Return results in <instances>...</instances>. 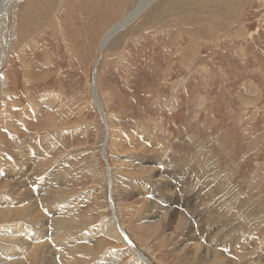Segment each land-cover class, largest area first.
Instances as JSON below:
<instances>
[{
  "label": "rangeland",
  "instance_id": "1",
  "mask_svg": "<svg viewBox=\"0 0 264 264\" xmlns=\"http://www.w3.org/2000/svg\"><path fill=\"white\" fill-rule=\"evenodd\" d=\"M26 1L0 17V212L22 208L27 191L45 198L51 189L43 201L53 206L23 228L16 211L0 213V232L12 235L0 240V261L20 246L2 264L31 256L62 264V241L78 251L73 264H138L141 253L147 264H264V0L229 1L226 18L205 0H153L101 51L105 33L140 0H34L33 29L17 40ZM18 179L25 190L13 186ZM111 193L128 244L80 237L113 223ZM163 193L184 203L174 208ZM16 231L29 243L17 246ZM41 232L47 238L36 239Z\"/></svg>",
  "mask_w": 264,
  "mask_h": 264
},
{
  "label": "bare ground",
  "instance_id": "2",
  "mask_svg": "<svg viewBox=\"0 0 264 264\" xmlns=\"http://www.w3.org/2000/svg\"><path fill=\"white\" fill-rule=\"evenodd\" d=\"M16 1H18V2H20L19 0H0V7H2V9L0 10V17L1 16H3L5 13V11H6V9L7 8H9L14 2H16ZM33 1L34 0H27L26 2H25V5L23 6V8H22V11H21V13L19 12V15H17V17H16V19H15V21H16V28H18V33H17V40H21V39H23V38H25L27 35H26V27L27 26H29V28L31 27V30L33 29V25H34V23L35 22H33L34 20H35V17H36V15L34 16V20H32V16L34 15V13H31V12H35L36 10H38V9H36L35 10V8H33V7H31L30 8V10H28V6H30L32 3H33ZM48 1V0H47ZM55 1V0H54ZM151 1H153V0H140L139 1V3L134 7V9L132 10V11H130L129 13H125L124 15H123V17L120 19V21L118 22V23H116V25H114L111 29H109L106 33H105V35L102 37V40H101V42H100V51L101 50H103L104 48H105V46H106V44L108 43V41H109V39L110 38H112L116 33H117V31H119L120 29H122V28H124L126 25H128L129 23H131L142 11H144V9H145V7H147L148 6V4L151 2ZM175 1V0H174ZM179 1V0H178ZM186 1H188V0H186ZM190 1V0H189ZM193 1V0H192ZM215 1H217V3H219L217 6H215L214 5V3H215ZM215 1H213V0H205V4H204V6L203 7H205V5L206 6H208L209 8L210 7H212V9L210 10L211 12H213V10H215L217 13L218 12H220L222 15H223V13L224 12H226V11H230L229 9H228V7H227V3L229 2V1H233V0H215ZM234 1H237V0H234ZM5 2V3H4ZM32 2V3H31ZM40 2H41V0H40ZM60 2V1H59ZM183 2V1H182ZM201 2H202V0H201ZM43 3V2H42ZM61 3V2H60ZM171 3V2H170ZM2 4H3V6H2ZM178 4H179V2H178ZM194 4V3H193ZM198 4V3H197ZM221 4V5H220ZM230 4V3H229ZM237 4V3H236ZM242 4V3H241ZM42 5H44V4H42ZM45 5H46V3H45ZM62 5V4H61ZM61 5H60V7H61ZM189 5H191V4H189ZM195 5V4H194ZM231 5V4H230ZM15 6H16V4H15ZM39 6V5H38ZM215 6V7H214ZM229 6V5H228ZM240 6V5H239ZM239 6H236L235 8H238ZM242 6H243V4H242ZM35 7V6H34ZM41 7V6H40ZM208 9V8H207ZM206 9V10H207ZM240 10H241V6H240V8H239ZM39 10H42V9H39ZM44 10V9H43ZM209 10V9H208ZM233 10V9H232ZM231 10V11H232ZM240 10L237 12H235V11H233V12H235L234 14H232V15H235L236 14V16H237V14H239V12H240ZM46 11V10H45ZM16 12H17V10H16ZM36 13V12H35ZM41 14V13H40ZM228 16V15H227ZM38 17V16H37ZM40 17V16H39ZM223 17H225L226 18V16L225 15H223ZM228 17H230V15L228 16ZM2 18V17H1ZM4 18V17H3ZM1 23V22H0ZM4 25V24H3ZM18 25V26H17ZM209 27V26H208ZM208 27H206L205 29L206 30H209V28ZM213 29H214V26H211ZM13 30V29H12ZM210 31V30H209ZM2 32V31H1ZM28 32V31H27ZM112 32V33H111ZM211 32V31H210ZM14 35V33L12 34L11 33V37ZM4 36H9V34H7V33H5L4 34ZM193 36V35H192ZM10 37V36H9ZM198 37V36H197ZM209 37V36H208ZM9 39V38H8ZM196 39V38H195ZM198 39V38H197ZM5 40V39H4ZM11 40V42H5L4 43V46L8 49L11 45H12V39H10ZM2 41V40H1ZM7 41H9V40H7ZM5 54V52H1L0 53V101H2V97H3V95H4V88H5V84H6V77H5V75L3 74V72H2V69H3V66H4V64H5V56H3V58L1 59V57H2V55H4ZM95 83V82H94ZM95 85V84H94ZM95 88V87H94ZM96 89V88H95ZM98 96V95H97ZM94 98V97H93ZM95 99V98H94ZM96 104V103H95ZM99 108H101V110H102V107H101V105H100V107ZM59 111V110H58ZM103 111H101V113H102ZM58 113V112H57ZM56 112H55V114H57ZM61 114V113H60ZM103 115H104V121H106V125H107V118H106V115H105V113H103ZM61 116V115H60ZM48 119L50 118V117H47ZM54 118V117H53ZM46 119V118H45ZM55 119V118H54ZM62 119V118H61ZM52 121H54L53 119H51ZM50 120V121H51ZM56 122V121H55ZM61 122V121H60ZM60 122H58V123H60ZM1 123V122H0ZM65 123L66 122H62V125H65ZM51 124H53V122L51 123ZM53 126V125H52ZM61 126V125H60ZM53 128H54V126H53ZM56 128V127H55ZM57 129V128H56ZM107 130H108V127H107ZM109 135V134H108ZM108 139V138H107ZM29 151V150H28ZM27 154V153H26ZM30 157V156H29ZM35 166V165H34ZM46 166V165H45ZM48 166V165H47ZM34 169V168H33ZM33 169H32V172H33ZM36 169V168H35ZM26 172V171H25ZM30 172V171H29ZM108 172V171H107ZM112 170L110 169V174H109V176L108 177H106V180H107V186H110V190H112V185H113V177H112ZM9 180V179H8ZM16 180V179H15ZM20 179H18L17 181H16V183L13 185V186H15V187H17V188H19V189H24V187H25V181L26 180H24V181H20V182H18ZM29 181V180H28ZM171 181H173V180H171ZM14 182V181H13ZM24 182V183H23ZM177 182V181H176ZM6 183V182H5ZM12 183V182H11ZM30 183V182H29ZM166 183V182H165ZM8 184V183H7ZM156 184V183H155ZM174 184V183H173ZM176 184V183H175ZM97 185V184H96ZM99 185V184H98ZM179 185H180V183H179ZM182 185V184H181ZM180 185V186H181ZM183 186V185H182ZM2 187V186H1ZM92 187V186H91ZM4 189H6V185H4V187H3ZM8 188V187H7ZM11 188V187H10ZM1 189V188H0ZM19 189H18V191H19ZM184 189V188H183ZM186 190H187V187L185 188ZM12 190V189H11ZM25 190V189H24ZM23 190V191H24ZM30 190V189H29ZM36 190V189H35ZM4 191V190H3ZM13 191V190H12ZM23 191H20V192H23ZM45 191V190H44ZM177 191V190H176ZM11 192V191H10ZM43 191L41 190V191H39V190H37V191H35V192H32V191H30L29 193H28V191L27 192H25L26 193V195H24V199H21V200H23V203H22V205H21V207L22 208H19V207H17L18 209H11V208H6V209H2V212H0L1 214H5L6 216H4V217H10L11 215H13L14 214V212H15V215L16 216H19V217H21V222L20 223H22L21 224V226H20V228H23V227H30L31 226V224L30 223H35L37 220H38V218L40 217V216H42V214H40V212H39V210H44V209H49L51 206H53V203L51 202V200H50V202H47V201H45L46 199H47V196H48V194L49 195H52V193H53V191L50 189L49 191H46V192H44L45 194L47 193V195H46V197L45 198H43L45 195L42 193ZM64 192V191H63ZM24 193V194H25ZM28 193V194H27ZM60 193H62V191H60ZM99 193H101V192H99ZM104 193V192H103ZM146 193V192H145ZM14 194V193H13ZM17 194V193H16ZM15 194V195H16ZM23 194V193H22ZM22 194H20V195H22ZM55 194V193H54ZM63 194V193H62ZM112 194L113 193H111V198H110V200H108V207H109V211H110V214H111V217H112V219H113V223H110V224H108V225H104V224H101V225H99L98 227L96 226L95 228L93 227V228H90V229H88V230H84V231H82V233H81V236L80 237H82L83 235H84V232H94V233H96L95 235H103V236H106V237H109V238H112L113 240H115V241H119V242H124L125 244H128L127 242H128V238H126L125 237V235H124V233L122 232L123 231V227H122V225L120 224V220H119V215H118V213H117V209H116V206H115V201L113 200V198H112ZM182 194V193H181ZM183 194H184V192H183ZM186 194V193H185ZM184 194V195H185ZM58 195V194H57ZM96 195V194H95ZM146 195V194H145ZM59 196V195H58ZM58 196H56V194H55V197H58ZM99 196V195H98ZM103 196V195H102ZM101 196V197H102ZM144 196V195H143ZM23 197V196H22ZM51 197V196H50ZM54 197V198H55ZM65 197V196H64ZM68 197V196H67ZM183 197V196H182ZM61 198V197H60ZM69 198V197H68ZM100 198V197H99ZM99 198H97V199H99ZM184 198V197H183ZM43 199H45L44 201H43ZM49 199V198H48ZM101 200V199H100ZM102 201V200H101ZM22 202V201H21ZM141 202V200L140 201H138V203H140ZM13 204V203H12ZM11 204V205H12ZM182 203H180V205H181ZM71 205V204H70ZM101 205V204H100ZM149 205V204H148ZM157 205V204H156ZM40 206H41V208H40ZM97 207L99 206V205H96ZM146 206V205H145ZM183 206V205H182ZM11 207V206H10ZM150 207H151V209L153 210V209H156L157 210V213H156V215H159V213L160 212H163L162 210H158L156 207H154L153 206V204L151 205L150 204ZM28 209L27 211V213H28V218L26 219V220H24L23 219V217L26 215L25 213H26V210L25 209ZM162 208V207H161ZM175 208V207H174ZM58 209V208H57ZM62 209V208H61ZM66 208L64 207V210H65ZM90 209V208H89ZM150 209V210H151ZM179 209V208H178ZM52 210V209H51ZM75 210V209H74ZM94 210V209H93ZM149 210V211H150ZM155 210V211H156ZM77 211V210H76ZM91 210H89V212H90ZM166 211V210H165ZM175 211V210H174ZM174 211H166L165 212V214L166 215H168L170 218H172V219H174L175 218V215H176V212H174ZM189 211V210H188ZM192 211H194V210H192ZM68 212V211H67ZM66 212V213H67ZM71 212V211H70ZM187 212V211H186ZM41 213H43V212H41ZM48 213V210H46V214ZM152 213V212H151ZM0 214V215H1ZM68 214V213H67ZM72 214V213H71ZM76 214V213H75ZM75 214H73V215H75ZM105 214V213H104ZM153 214V213H152ZM185 214H187V213H185ZM194 214H195V212H194ZM88 215H90V213L88 214ZM192 215V214H191ZM46 216V215H45ZM71 216V215H70ZM78 216V215H77ZM153 216V218H154V215H152ZM151 216V217H152ZM167 216V217H168ZM3 217V218H4ZM26 217H27V215H26ZM49 217V216H48ZM95 217V216H94ZM158 217V216H157ZM156 217V218H157ZM180 217V216H179ZM195 217V216H194ZM2 218V217H1ZM0 218V219H1ZM2 218V219H3ZM14 217H12V219H13ZM42 218V217H41ZM52 218V217H51ZM184 217H182V219H183ZM189 218V217H188ZM187 218V219H188ZM192 218V217H191ZM5 219V218H4ZM40 219V218H39ZM45 219V218H44ZM86 219V218H85ZM185 219V218H184ZM51 220V219H50ZM74 220L77 222V220H76V218H74ZM89 220H90V218H89ZM176 220V219H175ZM3 221V220H2ZM20 221V220H19ZM66 221H69V219L67 220L66 219ZM65 221V222H66ZM79 221V220H78ZM115 221V222H114ZM149 221V220H148ZM185 221H187V220H185ZM42 222H44L43 220H42ZM58 222V221H57ZM88 222V221H87ZM119 222V223H118ZM160 222V221H159ZM47 222H45V224H46ZM62 223V222H61ZM67 223V222H66ZM78 223V222H77ZM101 223V222H100ZM153 223V222H152ZM186 223H188V222H186ZM7 224V223H6ZM15 224V223H14ZM14 224H10V225H14ZM41 224V223H40ZM59 224V223H58ZM57 224V225H58ZM160 226H161V224L160 223H158ZM171 224V223H170ZM17 225H18V223H17ZM50 225V224H49ZM61 225V224H60ZM153 225V224H152ZM41 226V225H40ZM47 226V225H46ZM45 226V227H46ZM70 226H72V225H70ZM78 226V225H77ZM159 226V227H160ZM172 226V225H171ZM170 226V227H171ZM48 227V226H47ZM74 227V226H73ZM72 227V228H73ZM85 227V226H84ZM156 230H158V228L159 227H157V225L156 226H153ZM194 227V226H193ZM60 228V227H59ZM81 228V227H80ZM83 228V227H82ZM190 228V227H189ZM192 228V227H191ZM53 229H55L54 227H53ZM52 229V230H53ZM18 230V229H17ZM50 230V229H49ZM55 230H57V229H55ZM69 230H71L72 231V229H69ZM74 230V229H73ZM191 230V229H190ZM60 231V230H59ZM152 231H153V229H152ZM177 231V230H176ZM51 232V231H50ZM70 232V231H69ZM78 232H81V230L80 231H78ZM170 232V231H169ZM16 233V235L17 236H21V234L18 232V231H16L15 232ZM62 233V232H61ZM186 233V232H185ZM60 234V233H59ZM64 234V233H63ZM80 234V233H79ZM187 234V233H186ZM10 235L11 234H7V233H3L2 231L0 232V240L1 239H3V240H8L9 239V237H10ZM15 235V234H14ZM56 235H57V232H56ZM55 235V237H57ZM61 235V234H60ZM95 235H93V234H90V235H88L87 236V241L89 240L90 241V239L91 238H93ZM175 235V234H174ZM190 235L191 234H188V237L190 238ZM9 236V237H8ZM12 236V235H11ZM170 236V235H169ZM173 235H171V237H172ZM36 239H39V240H43V239H45V238H47V236H45L42 232L41 233H37L36 234ZM174 237V236H173ZM186 237V236H185ZM53 237H51V239H52ZM64 238H66V237H64ZM79 238V237H78ZM78 238H75L74 239V243H76V242H80V240L78 239ZM15 239V238H14ZM13 239V240H14ZM18 239V238H17ZM16 239V240H17ZM190 239H192V238H190ZM197 239V238H196ZM52 240H54V239H52ZM71 240V239H70ZM125 240V241H124ZM189 240V239H188ZM15 241V240H14ZM27 240L26 239H24L22 236H21V239H20V241H18L16 244H17V246L18 245H20L21 244V242H23V243H27L26 242ZM54 241H57V240H54ZM54 241H53V243H54ZM4 242V241H3ZM29 243V242H28ZM0 244H1V242H0ZM5 244H7V243H5ZM24 245V244H23ZM29 245H31L32 246V244H29ZM34 245V244H33ZM40 245V244H39ZM38 245V246H39ZM48 245V244H47ZM55 245H56V249L58 250V254L59 255H56L57 257H58V263H62V264H68V263H71V264H73V260L71 259L72 257H74L75 256V254L78 252H76L75 254H74V251L72 250V248L73 247H70V248H68L67 247V245H73V243H67V242H65V241H62V243L61 242H59V243H57V242H55ZM54 245V246H55ZM212 245V244H211ZM227 245V244H226ZM8 246H9V244H8ZM15 246V245H14ZM26 246V245H25ZM35 246V245H34ZM43 246V245H42ZM52 246V245H51ZM129 246V251L130 252H134L133 250H132V248L130 247V245H128ZM163 246H164V244H163ZM40 247V246H39ZM50 247V246H49ZM49 247H47V248H49ZM133 247V246H132ZM160 247V246H159ZM200 247V246H199ZM202 247H203V244H202ZM207 247V246H206ZM18 248V247H17ZM17 248H10V249H7L6 248V250H4V252H7L8 253V256L7 255H5V253H4V257H5V259H3V261H0V264H2V262H6V261H8L11 257H13V258H15L14 257V254H15V250L17 249ZM27 248H28V246H27ZM31 248V247H30ZM134 248V247H133ZM161 248V247H160ZM18 249H20V246H19V248ZM23 249V248H22ZM29 249V248H28ZM32 249V248H31ZM36 249V248H35ZM39 249H41V247L39 248ZM90 249H91V247H90ZM195 249V248H194ZM228 249V248H227ZM226 249V250H227ZM37 250V249H36ZM136 250H138L137 248H136ZM197 250V249H196ZM206 250V249H205ZM229 250V249H228ZM24 251V250H23ZM34 251V250H33ZM39 251V250H38ZM119 251V250H118ZM212 251V250H211ZM230 251V250H229ZM229 251H227V252H229ZM32 252V251H31ZM57 252V251H56ZM137 252V251H136ZM198 252H199V250H198ZM198 252H196V254L198 253ZM203 252V251H202ZM3 252H1L0 253V255L2 254ZM17 253V252H16ZM37 253H39V252H37ZM36 253V254H37ZM193 253V252H192ZM206 253H208V252H206ZM32 254V253H31ZM51 254V253H50ZM198 254H200V253H198ZM205 254V253H204ZM213 254V253H212ZM215 254H217L216 252H215ZM119 253H116V254H113L110 258H109V260H111V262H113L115 259H117V257H119ZM201 255V254H200ZM209 255V254H208ZM29 256V255H28ZM47 256V255H46ZM52 256V255H51ZM199 256V255H198ZM211 256V255H210ZM213 256V255H212ZM215 256V255H214ZM3 257V258H4ZM19 257V256H18ZM21 257V256H20ZM30 257V256H29ZM53 257V256H52ZM193 257V256H192ZM203 257V256H202ZM209 257V256H208ZM208 257H207V259H208ZM38 258V257H37ZM48 258V257H47ZM19 259H23V257H21V258H19ZM39 259V258H38ZM38 259H36L35 257H33V259H32V256L28 259V261H30L31 263L30 264H45L44 262H40ZM53 259H55V258H53ZM74 259H76V258H74ZM209 259H213V258H209ZM215 259V258H214ZM218 259V257L216 258V260ZM1 260V259H0ZM57 260V259H56ZM146 260H148L149 261V259L147 258V257H145V255L144 254H142L141 253V256H139L137 259H136V262L138 263V264H147L145 261ZM225 260V259H224ZM17 261H19V262H21L20 260H17ZM45 261H46V259H45ZM212 261V260H211ZM149 263V262H148ZM21 264H22V262H21ZM29 264V263H28ZM46 264H55L53 261L52 262H47L46 261ZM57 264V263H56ZM75 264V263H74ZM212 264H214L213 262H212Z\"/></svg>",
  "mask_w": 264,
  "mask_h": 264
},
{
  "label": "crops",
  "instance_id": "3",
  "mask_svg": "<svg viewBox=\"0 0 264 264\" xmlns=\"http://www.w3.org/2000/svg\"><path fill=\"white\" fill-rule=\"evenodd\" d=\"M165 180H167V179H165ZM145 188L150 190V196L153 197L155 195V192H156V185L155 184L150 182V183H148V185H145ZM150 196L148 198H150ZM161 197L163 199H165L166 201L174 200L173 207H175V208H177L176 205L179 204V202L183 201V203H184V199L182 200L179 196H176V194H174V193H173V195L172 194L170 195L169 193H163L161 195ZM151 200H153V199H151Z\"/></svg>",
  "mask_w": 264,
  "mask_h": 264
},
{
  "label": "water",
  "instance_id": "4",
  "mask_svg": "<svg viewBox=\"0 0 264 264\" xmlns=\"http://www.w3.org/2000/svg\"><path fill=\"white\" fill-rule=\"evenodd\" d=\"M112 33V32H111ZM138 257V256H137Z\"/></svg>",
  "mask_w": 264,
  "mask_h": 264
}]
</instances>
